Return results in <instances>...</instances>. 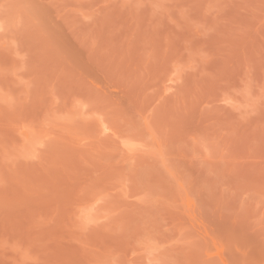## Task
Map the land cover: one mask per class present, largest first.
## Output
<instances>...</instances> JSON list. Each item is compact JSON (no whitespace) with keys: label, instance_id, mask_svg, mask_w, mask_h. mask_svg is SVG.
I'll list each match as a JSON object with an SVG mask.
<instances>
[{"label":"rangeland","instance_id":"obj_1","mask_svg":"<svg viewBox=\"0 0 264 264\" xmlns=\"http://www.w3.org/2000/svg\"><path fill=\"white\" fill-rule=\"evenodd\" d=\"M0 264H264V0H0Z\"/></svg>","mask_w":264,"mask_h":264}]
</instances>
